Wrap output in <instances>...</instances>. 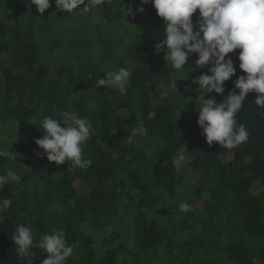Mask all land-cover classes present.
Returning <instances> with one entry per match:
<instances>
[{
	"label": "trees",
	"instance_id": "1",
	"mask_svg": "<svg viewBox=\"0 0 264 264\" xmlns=\"http://www.w3.org/2000/svg\"><path fill=\"white\" fill-rule=\"evenodd\" d=\"M50 2L42 17L26 0H0V131L6 137L0 147L18 154L17 160L0 157V174L11 168L21 177L0 189V199L12 200L0 223V264H26L10 238L18 224L30 226L34 239L62 230L73 247L66 264H264V190L252 191L253 183L264 185V109L254 104L257 94L246 95L236 117L248 140L233 149L209 146L197 124L198 104L208 94L192 80L211 73L208 66L191 68L197 53L176 71L154 52L165 34L151 0L143 12H135L141 0H105L83 15ZM128 4L134 16L121 11ZM197 18L198 10L194 25ZM238 53L228 54L236 73L223 94H211L217 103L239 91L233 86L244 75ZM120 67L132 72L126 94L96 87L104 72ZM172 79L178 91L154 104L159 86ZM63 111L87 117L96 130L84 145V158L92 161L86 169L70 161L57 166L35 143L43 132L31 121L38 124L40 113L59 119ZM140 124L147 134L133 137ZM183 147L194 184L184 166L177 171L172 164ZM192 196L201 208L190 205ZM185 202L190 211L180 210ZM159 205L174 211L175 220L161 225L149 214ZM32 251L35 264L47 256Z\"/></svg>",
	"mask_w": 264,
	"mask_h": 264
},
{
	"label": "clouds",
	"instance_id": "2",
	"mask_svg": "<svg viewBox=\"0 0 264 264\" xmlns=\"http://www.w3.org/2000/svg\"><path fill=\"white\" fill-rule=\"evenodd\" d=\"M149 0H141L135 12H143V4ZM55 9L63 13H72L81 9V14L91 11L105 3V0H54ZM123 3V0H120ZM119 3V4H120ZM158 17L164 23L165 38L154 45L156 54L163 53L165 62L171 68L181 71L189 54L197 53L198 59L192 67L208 66L211 74H201L192 82L208 95L201 98L197 124L201 135L211 146L213 142L227 149L239 147L249 138L246 126L238 123L236 117L243 108L242 103L250 92L257 95L254 104L264 109V0H151ZM26 5H35L42 16L51 6L50 0H26ZM83 5V7H80ZM198 10V18L193 23V14ZM125 15H135L131 4L121 8ZM123 16V15H122ZM43 17V16H42ZM124 17V16H123ZM239 49V69L244 75H239L233 81L234 89L221 102L217 103L212 93L223 94V85L235 75L236 68L229 53ZM227 57V58H226ZM104 72V71H103ZM106 78L96 81V87L115 88L120 95L126 94L132 72L124 67L116 71L104 72ZM178 79V78H177ZM169 81V86L177 90L176 81ZM95 89V88H94ZM38 114L34 123L43 132L41 138L35 139L36 145L43 150V155L57 166L68 161L73 168L86 169L91 165L90 158H84V145L95 134V128L87 117H81L75 111H63L60 118ZM155 112L148 113V119H154ZM61 123L64 126H61ZM148 129L140 124L132 130V136L146 135ZM6 137L0 135V144ZM13 142V141H12ZM131 137L128 143H131ZM185 147L177 151L172 161L173 167L180 171L186 162ZM17 153L0 147V157L17 160ZM40 155V153H37ZM21 177L11 168L5 174H0V189L9 182H19ZM12 205L10 198L0 199V223L4 221V212ZM180 210H191L188 203H182ZM30 226L18 224L11 235L17 256L26 264H35L38 259V248L47 254L40 264H66L73 254V247L68 244L66 234L62 230H54L50 234L40 235ZM35 258V259H34Z\"/></svg>",
	"mask_w": 264,
	"mask_h": 264
},
{
	"label": "rangeland",
	"instance_id": "3",
	"mask_svg": "<svg viewBox=\"0 0 264 264\" xmlns=\"http://www.w3.org/2000/svg\"><path fill=\"white\" fill-rule=\"evenodd\" d=\"M3 56H6V55L4 54ZM171 89L172 88L169 86V84L162 83L159 86V90H160L159 96L155 97L154 104L158 103L164 96L169 94V92L172 91ZM2 134H4V133H2L0 131V135H2ZM229 155H230L229 152L222 154V159H224V160L228 159ZM186 158L187 159H186V162L184 164V171H187V173L190 176V182L192 184H194L196 182V179H197L196 173L195 174L192 173L191 168H189V166H188L190 157L186 156ZM26 168L27 167L25 165L22 166L23 170H26ZM261 190H264V185L258 184L257 182L253 183V185H252L253 194H258ZM188 198H189L190 205L196 206L197 209L202 207V203L199 199L195 198L194 196L188 197ZM150 213L153 215V217H155L156 219H158L160 221L161 225H165L167 222L166 221L167 219L175 220L174 217H176L175 216L176 214L174 211L168 210L165 206L162 207V205H159L158 207L154 208L153 210H150L149 214Z\"/></svg>",
	"mask_w": 264,
	"mask_h": 264
}]
</instances>
